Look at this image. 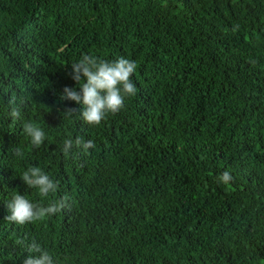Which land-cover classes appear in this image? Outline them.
Returning <instances> with one entry per match:
<instances>
[{
  "label": "trees",
  "instance_id": "trees-1",
  "mask_svg": "<svg viewBox=\"0 0 264 264\" xmlns=\"http://www.w3.org/2000/svg\"><path fill=\"white\" fill-rule=\"evenodd\" d=\"M85 54L137 65L98 126L60 100ZM76 137L95 148L65 155ZM33 166L55 194L22 181ZM17 192L66 207L8 222ZM33 242L55 264H264V0H0V264Z\"/></svg>",
  "mask_w": 264,
  "mask_h": 264
},
{
  "label": "clouds",
  "instance_id": "clouds-1",
  "mask_svg": "<svg viewBox=\"0 0 264 264\" xmlns=\"http://www.w3.org/2000/svg\"><path fill=\"white\" fill-rule=\"evenodd\" d=\"M136 68L135 61L123 56L115 60H107L91 54L83 55L78 61L71 63L70 75L76 82V87L65 86L60 95V100L74 101L80 107L79 110L66 108L64 112L70 115L79 112L85 124L100 125L108 114H116L125 107L126 98L136 95L137 88L131 79ZM9 115L17 118L19 112L13 108ZM23 132L30 138L31 145L36 148L40 147L46 138L44 130L30 121L24 123ZM73 146L87 152L88 149L95 148V143L91 139L85 141L81 137H76L74 140L66 138L63 141V153L67 155ZM14 154L23 157L20 148L15 149ZM20 178L28 188L37 189L41 198H47L58 190V182H54L37 166L25 170ZM217 180L228 184L232 177L225 171L217 177ZM66 201L67 197H64L45 206L34 203L17 192L6 203L8 214L4 219L19 225L34 223L60 212L66 207ZM27 250L30 255L22 264H55L53 256L36 242L30 244Z\"/></svg>",
  "mask_w": 264,
  "mask_h": 264
}]
</instances>
